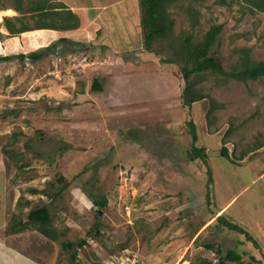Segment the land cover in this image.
<instances>
[{"label": "rangeland", "instance_id": "obj_1", "mask_svg": "<svg viewBox=\"0 0 264 264\" xmlns=\"http://www.w3.org/2000/svg\"><path fill=\"white\" fill-rule=\"evenodd\" d=\"M218 1L191 6L199 13L195 28L186 13L190 5L175 3L174 32L192 31L195 41L222 25L211 54L225 71L237 63L241 49L249 50L252 61H264V12L243 0ZM2 5L11 6V0ZM110 7L111 27L102 22L108 15H99L100 21L86 14L93 35L51 43L43 34L37 38L47 46L37 49L44 53L37 61H0V202L16 194L30 199V208L46 206L60 232L55 242L38 232L28 235L27 251L46 264H190L196 257L216 260L204 247L214 244L223 252H248L244 263L252 255L264 264V146L236 162L220 154L223 141L231 159L255 142L264 144V78L246 83L206 78L204 92L223 105L208 126L209 100L184 107L178 67L161 64L143 49L138 1ZM71 43L76 50L59 53ZM56 44L57 51L47 53ZM7 53L0 51V58ZM93 79L99 91L91 88ZM188 122L195 125V144L205 149L212 172L210 206L207 165L186 157ZM11 142L17 155L8 158L2 148ZM18 157L21 169L14 165ZM90 196L106 199V207ZM25 208L17 204L15 214L24 217ZM220 214L246 229L257 246L220 228L215 221ZM95 223L99 234L92 231ZM82 240L86 244L77 248ZM66 242L73 247L63 248ZM73 252L76 262L70 260Z\"/></svg>", "mask_w": 264, "mask_h": 264}, {"label": "trees", "instance_id": "obj_2", "mask_svg": "<svg viewBox=\"0 0 264 264\" xmlns=\"http://www.w3.org/2000/svg\"><path fill=\"white\" fill-rule=\"evenodd\" d=\"M4 0H0V7ZM140 10L139 26L142 36L143 49L158 57L159 62L163 65H175L181 72V77L184 82V89L182 92V104L184 107H191L193 103L203 99L209 100V106L206 112V121L208 126L213 125L215 117L214 112L223 107L222 104L217 103L204 92L202 82L209 76L224 77L222 82L235 80L238 82L246 83L248 81H256L264 78V61H252L249 56L248 49H241L237 63L231 68L230 71H225L222 63L217 60L212 54L211 50L218 41V36L222 31V25H213L200 40L194 41V34L192 31H180L178 34L174 32V20L171 18L170 8L178 1H186L190 6L187 7L186 13L191 19V28H195L199 24V13L191 6L196 3L205 2L207 0H137ZM233 1V0H232ZM231 1V2H232ZM251 10L264 12V0H243ZM223 5H231V2L226 0L218 1ZM11 8L19 14L16 17H4L3 25L8 31L9 35L14 36L23 32L32 30H57L67 31L77 29L79 27V19L77 15L72 12L68 7L56 0H11ZM59 42L66 43L68 40L61 38ZM78 47L76 44L69 46L62 45L59 53H67L69 49ZM48 52H56L57 44L47 48ZM58 53V52H57ZM42 52H32L28 55L19 54L15 56H5L0 58V61L6 62L14 59L21 61L29 60L35 62L43 56ZM221 81L217 80L216 84ZM91 88L95 91L101 89L98 79H93ZM17 111H13V115H17ZM188 134L191 137V144L185 150L188 161L196 159L201 160L207 165V183H206V201L207 206L212 202L209 200L211 196V184L213 182L212 172L207 164V155L204 148L196 146L197 133L195 125L192 122L186 123ZM232 128H228L225 136H229ZM14 141H17L15 138ZM15 143V142H14ZM264 146L261 142H255L253 147H249L242 151L238 157L230 158L228 149L225 147V141L220 149V154L223 158L236 162L242 160L249 152L257 150ZM13 142L7 143L2 148V153L5 157H16L17 153L14 149ZM21 158L18 157L14 161V165L21 169ZM60 182L63 180L60 177ZM30 194L39 193L36 189H30ZM49 196V194H48ZM93 203L101 209L107 205L106 199L94 200L90 196ZM25 202V203H24ZM23 203H18L23 206H29L30 201L25 200ZM215 214V213H214ZM215 221L220 228L227 229L237 234H242L245 240L252 242L256 247L257 242L246 229H243L239 224L232 221L225 214H220L215 218ZM27 229L37 231L43 237L50 241H57L60 232L52 227L50 211L48 207L42 206L32 208L23 217V214H13L9 230L12 233L23 232ZM92 231L99 234V224L95 223L92 226ZM65 249H71L73 244L70 242L61 243ZM86 242L84 240L77 243L76 247L81 248ZM207 250L214 251L217 256L216 260H210L205 257H196L190 261V264H261L256 261L255 257L250 256L251 261L244 263L243 256L249 253L242 251L241 253L235 250L222 251L221 248H215L214 244H207L204 246ZM264 258V257H263ZM71 262L77 261V254L73 252L70 256Z\"/></svg>", "mask_w": 264, "mask_h": 264}, {"label": "crops", "instance_id": "obj_3", "mask_svg": "<svg viewBox=\"0 0 264 264\" xmlns=\"http://www.w3.org/2000/svg\"><path fill=\"white\" fill-rule=\"evenodd\" d=\"M126 1L127 0H57V2L65 4L68 9H70L77 15L79 19V27L77 29L67 31H57L49 29L32 30L14 36L9 35L8 31L3 25V18L16 17L19 16V14H17L11 8V6H5L3 8L0 7V51L8 52L6 56H15L20 52H22L21 54L26 55L27 53H25V51H20L23 47L24 49L29 48V50H32L31 53L35 52L37 51V49H41L47 46L46 43L42 45L41 38H37V36H41L43 34L51 37V40H48L51 43H55L61 38L68 39L69 36L70 38H73L76 34H83V37L85 36V34H87V36H91L94 34V29H89L91 27L90 23L92 22L88 21V19L86 20L85 15L88 14L92 19L94 18L100 21L101 18L99 17V15H104L103 17H106L105 15H108L110 17V20H106L104 18L102 19V22L107 21L108 23L106 22V28H108V26L111 27L110 23L112 18L110 14L107 13L109 11V8L106 7L111 6V9L116 4L121 5ZM7 11H10L11 14L7 15ZM88 15L86 16L87 18H89ZM106 28L104 30H106ZM3 57L5 56L3 55ZM9 197V199L2 200L0 202V264H46L45 262L41 263L39 260H37L36 253L31 255L30 252L27 251L28 247L25 237H28V235L34 233L37 234V231L27 229L23 232L12 233L9 230L11 217L16 213L18 209H16V205L19 204L18 202L21 201L23 203L25 200L30 201L29 206H23L30 210L32 209L30 208V206L32 205V201L26 197L24 200H20V196L18 195L17 197L16 194L15 196L9 195Z\"/></svg>", "mask_w": 264, "mask_h": 264}, {"label": "bare ground", "instance_id": "obj_4", "mask_svg": "<svg viewBox=\"0 0 264 264\" xmlns=\"http://www.w3.org/2000/svg\"><path fill=\"white\" fill-rule=\"evenodd\" d=\"M8 14H11V12H10V11H7V15H8ZM183 264H184V263H183ZM185 264H187V263H185Z\"/></svg>", "mask_w": 264, "mask_h": 264}, {"label": "water", "instance_id": "obj_5", "mask_svg": "<svg viewBox=\"0 0 264 264\" xmlns=\"http://www.w3.org/2000/svg\"><path fill=\"white\" fill-rule=\"evenodd\" d=\"M95 203V202H94ZM101 213V211H98V214H100Z\"/></svg>", "mask_w": 264, "mask_h": 264}]
</instances>
